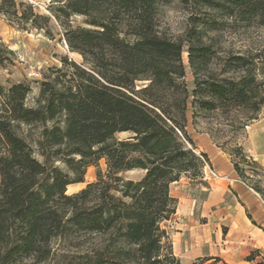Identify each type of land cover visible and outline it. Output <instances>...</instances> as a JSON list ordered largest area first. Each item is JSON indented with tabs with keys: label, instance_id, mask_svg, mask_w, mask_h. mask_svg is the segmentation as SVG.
<instances>
[{
	"label": "trees",
	"instance_id": "1",
	"mask_svg": "<svg viewBox=\"0 0 264 264\" xmlns=\"http://www.w3.org/2000/svg\"><path fill=\"white\" fill-rule=\"evenodd\" d=\"M183 1L264 24V0ZM51 2L61 23L71 14L84 16L87 26L63 24L66 45L82 63L63 56L60 68L43 72L32 106L25 104L28 85H0V264L45 261L55 237L76 232L102 236L92 264H180L164 226L178 204L170 184L182 175L201 180L208 162L186 130L187 111L194 119L209 113L257 119L264 106V47L223 50L204 36L215 29L208 20L198 21L200 28L192 23L183 38L160 36L157 0ZM0 14L18 29L50 33V16L30 3L0 0ZM12 53L0 40V63ZM120 132L130 134L118 138ZM234 150L242 162L258 165L240 146ZM100 159L105 172L98 169L94 181L66 193ZM232 165L245 183L246 171ZM133 169L144 174L137 180L120 175ZM256 256L258 250L246 260Z\"/></svg>",
	"mask_w": 264,
	"mask_h": 264
},
{
	"label": "rangeland",
	"instance_id": "2",
	"mask_svg": "<svg viewBox=\"0 0 264 264\" xmlns=\"http://www.w3.org/2000/svg\"><path fill=\"white\" fill-rule=\"evenodd\" d=\"M21 1L32 4L37 14L50 16L48 27L50 33H46L45 29H18L0 14V40L13 52L9 56L10 59L0 63V85L8 87L18 82L28 85L30 92L25 99V104L32 106L38 95L44 73H49L47 70L60 68L62 66L60 59L63 56L78 64L82 63V56L76 51H71L66 45L64 26L87 25L84 22V16L78 14L62 18V23L56 20L51 9L56 5H52L54 3L51 0ZM154 20L158 34L173 40L183 38L192 23H196L197 28H200L198 21L208 20L215 22L216 25L215 29L206 30L204 36L213 38L216 46L223 50L233 53L247 50L255 52L264 47V24L254 20H241L236 16L221 14L213 9L202 5H192L183 0H157ZM181 57L186 67L185 80L191 88L192 74L188 66L185 47ZM34 70L38 71L37 75L33 72ZM247 114L249 113L243 115L240 113L233 119L230 115L209 113L207 116H198L194 119L189 109L186 130L189 135L206 133L214 145L216 143L222 145L216 146L226 154L231 163L238 162L239 167L246 171L243 178L245 184L255 192L261 189V191L258 190V194L264 198V165L256 160L257 166L251 163L246 164L242 162L241 155L234 150L235 146H240L242 154L253 158L246 147L248 130L256 120L264 118V106L256 115L257 119L245 120L243 116ZM239 122H242V127H238ZM25 129H27L25 126L21 127V130ZM129 134L120 132L116 136L124 138ZM98 169L105 172L104 159L99 160L98 167L88 166L84 174V182L69 185L66 193L76 192L87 182L94 181ZM143 174L144 171L141 169L120 173L122 177L133 180L139 179ZM218 175L224 177V175ZM179 180H181L179 183L172 185L173 195L180 191L178 186L183 185L182 195L189 193L196 199L192 211L187 208L180 209L181 211L175 213L170 221L164 222L171 237L173 252L180 264H246L238 262L232 250L225 248L228 244L227 227L222 224L221 220H209L208 217L201 215L200 203L206 196L208 178L203 176L201 180H189L182 175ZM101 238L102 236L83 235L77 232L65 237L58 236L52 240L51 254L45 261L34 263L30 257H22L17 258L13 264H92L90 260L93 256L92 248L99 244ZM260 260L261 256H256L252 264Z\"/></svg>",
	"mask_w": 264,
	"mask_h": 264
},
{
	"label": "crops",
	"instance_id": "3",
	"mask_svg": "<svg viewBox=\"0 0 264 264\" xmlns=\"http://www.w3.org/2000/svg\"><path fill=\"white\" fill-rule=\"evenodd\" d=\"M190 137L196 151L207 155L210 167L224 175L208 178L206 196L200 203L201 215L209 220L220 219L227 227L228 244L225 248L232 250L238 262L252 264L253 260H246L250 252L258 250L264 257V210L258 193L238 178L226 154L212 143L206 133H195ZM246 147L253 159L264 165V118L250 125ZM180 181L170 184V193L172 185ZM183 187L178 186L180 191L172 193L178 199L176 213L184 208L192 211L195 207L196 199L189 193L182 195Z\"/></svg>",
	"mask_w": 264,
	"mask_h": 264
},
{
	"label": "built area",
	"instance_id": "4",
	"mask_svg": "<svg viewBox=\"0 0 264 264\" xmlns=\"http://www.w3.org/2000/svg\"><path fill=\"white\" fill-rule=\"evenodd\" d=\"M35 73V75L38 74V71L34 70L33 71ZM203 172H204V177H207V178H212V177H218V173H216L209 165L208 162L204 161V169H203ZM258 197L260 198V202L262 204V207H263V210H264V198H262L259 194H258Z\"/></svg>",
	"mask_w": 264,
	"mask_h": 264
}]
</instances>
